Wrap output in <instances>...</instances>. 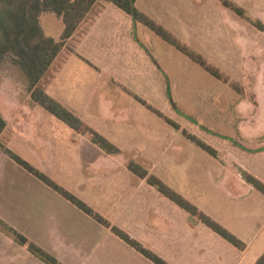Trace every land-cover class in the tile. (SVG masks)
Listing matches in <instances>:
<instances>
[{"label":"rangeland","instance_id":"374dc122","mask_svg":"<svg viewBox=\"0 0 264 264\" xmlns=\"http://www.w3.org/2000/svg\"><path fill=\"white\" fill-rule=\"evenodd\" d=\"M109 6L118 11L114 5ZM232 6L243 10L248 19L240 18ZM134 9L162 28L178 46L199 56L219 77L130 16L137 26L134 34L144 51L138 55L98 54L94 47L98 46L99 28L97 35L77 50L78 54L67 57L61 71L53 75L54 84L71 96L81 97L91 91L94 95L89 112L92 118L98 117L100 100L105 102L110 109L103 114L105 122L100 125L96 119V130L92 132L99 135L97 129L101 126L108 134L125 131L134 135L132 139L122 140L123 152L112 155L113 159H106L102 153L96 157L100 162L93 163L95 151L100 148L92 146L94 153L87 156L90 164L83 165L71 140L55 145L58 138L55 130L47 128L46 122L44 126L35 123L42 127L44 135L55 136L51 139L53 160L46 169L47 175L42 174L111 227L130 238L122 228L139 231V237L145 240L146 234L141 228L147 226L150 216L163 214L168 199L155 188L140 184L129 173L127 165L134 162L228 232L209 215H220L223 221H228L227 204L212 186L215 181L212 172L223 174L221 167L216 170L213 159L220 158L216 147L264 149V32L256 28L257 24L264 26V0H137ZM40 21L44 35L59 41L64 29L61 19L47 13ZM120 111L124 114H120L118 123L115 112ZM0 113L6 121L0 144L6 148L5 143H13L11 147L16 151L13 154L23 156L20 143L13 137L18 136L19 130L24 132L30 117L36 118L41 112L31 99L21 71L10 62L4 64L0 73ZM42 115L50 121L56 120L46 111L42 110ZM184 133L210 147L216 156L199 148ZM56 150L65 151L66 158L56 161ZM262 167L264 170V163ZM260 173L264 175V171ZM243 174L248 175L242 173V177ZM214 199L217 200L215 208ZM0 209L15 217L16 222L23 219L31 224L30 235L35 237L36 233L40 239L52 229L53 217H57L56 222L59 219L68 222L75 233L85 230L81 237L90 255V264L144 262L139 253L123 244L110 229L101 225L99 229L95 223L84 224L75 206L1 151ZM160 221L162 227L161 218ZM131 239L147 248L137 239ZM3 240L0 235V244Z\"/></svg>","mask_w":264,"mask_h":264},{"label":"crops","instance_id":"0c3cea01","mask_svg":"<svg viewBox=\"0 0 264 264\" xmlns=\"http://www.w3.org/2000/svg\"><path fill=\"white\" fill-rule=\"evenodd\" d=\"M109 5L100 4V1L95 3L76 31L66 41L64 47L38 84V88L46 95L74 115L82 123L84 130L87 129L91 132L96 130V119H98L100 125L103 124L106 118L103 114L108 113L110 109L107 108L104 101L100 100L98 103V117L92 118L93 116L89 114L94 97L92 92L90 91L81 97L65 94L54 84L56 78L53 75L61 71V66L67 57L78 54L77 50L84 48V45L89 42L91 37L97 35L99 28H101V32L98 36L104 39L96 37V42L98 43V46L94 47L96 53L138 55L144 51L137 34H134V31L137 32L135 22L119 9H117L118 12L110 8ZM122 14L126 15V17ZM43 15L40 16V19ZM40 26L42 28L41 21ZM34 105L36 104L34 103ZM36 106L40 109L41 115L36 118L29 116L30 122L25 123L28 124V128L24 132L19 130L18 136L13 137L16 139L15 142L21 145L19 150L23 156L19 157L28 164H31V166L34 165V168L39 172L47 175L46 169L52 159L51 155L54 146V143H51V139L53 138L54 140L55 136L53 135L52 138H49V134L47 136L44 135L40 125H35V123H42V126H44L46 122L47 128L52 127L57 134L58 138L55 139V145L57 142L60 144V142L66 143L68 140H71V145L75 146L77 153L80 155V163L89 165L90 157L87 158V156L90 153H94L92 151L94 147L91 148L94 144L90 141L89 135L70 129L54 116V119L58 121L57 123L56 120H48L42 115L43 109L38 105ZM92 113L96 115L95 112ZM120 114L124 113L122 111L119 113L115 112V122L119 123L118 118ZM97 130H99V135L102 138L111 145L114 144L113 146L118 150L117 154L123 152L124 145L122 140L132 139L134 135L132 133L126 134L125 131L122 132L123 134L121 132H113V135L111 133L108 134L102 131L101 126ZM111 131L113 130L111 129ZM3 133L0 135V138ZM12 144L5 143L6 149L8 148L12 153H15L16 151L11 147ZM216 149L220 158L213 159L216 163L214 166L217 167L216 170L221 167L220 169L223 174L220 175V172L215 170L212 172L215 180L212 181V186L221 195V201H225L227 204L226 214L228 221L227 223L223 221L220 215L219 217L213 213L209 215L244 244V249L239 250L230 245L211 230L200 225L187 212L167 200L163 214L150 216L147 226L141 228L142 232L146 234L145 240L139 237L141 236L139 231L131 232L124 228L121 229L130 234L131 238H135L145 244L148 250L153 251L155 255L167 264H256L264 254V196L257 192L242 177V173H245L264 183V175L260 173V171H264L262 167L264 163V149L261 147L246 150H238L234 147L227 149L216 147ZM39 152L41 153L39 154ZM95 153L97 155L93 157V163L100 162L96 161V157L102 155V153H104L106 159H113L110 158L112 155L106 154L101 149L96 150ZM56 155V161L66 158L65 151L56 150ZM44 156H48L49 159L45 160ZM208 160L212 161L210 158ZM129 173L131 172L129 171ZM131 175L133 174L131 173ZM136 178L139 179L138 177ZM139 180L140 184H147L145 180ZM182 196L188 199L187 196L183 194ZM161 201L163 202V200ZM216 202V199L212 200L214 208L216 207ZM195 204L199 209L204 210L198 203L195 202ZM77 214L81 217L84 224L95 223L94 225H97L96 227L100 229V225L84 213L78 210ZM14 218L5 210L0 209V219L3 222L18 233L26 236L30 242L48 252L61 264H90V255L87 254L84 248V239L81 237L85 230L81 229L80 232L77 230L75 233L68 222L63 219H59L56 222L57 217H53L50 221L53 225L52 229L49 232H44L43 237L40 239L36 233H34L35 237L30 235L31 224L25 223L23 219L16 222ZM160 218L162 220V227ZM115 225L120 228L122 227L119 224ZM0 235L6 241L3 240L0 244V264H40L39 261L27 252L26 248L18 246L3 234L0 233ZM142 261L152 264L144 257ZM144 262L140 263L144 264ZM99 264L103 263L99 262ZM109 264L113 263L109 262Z\"/></svg>","mask_w":264,"mask_h":264},{"label":"trees","instance_id":"16d2710c","mask_svg":"<svg viewBox=\"0 0 264 264\" xmlns=\"http://www.w3.org/2000/svg\"><path fill=\"white\" fill-rule=\"evenodd\" d=\"M99 0H0V73L5 63L10 62L16 66L22 73L28 87L32 101L41 109L54 116L70 129L87 133L90 141L98 146L103 152L109 155L118 153V150L94 132L83 129L82 123L70 112L52 100L46 95L38 84L54 59L58 56L66 41L76 31L77 27L84 20L88 12ZM114 5L117 9L133 18L134 21L143 24L145 27L159 35L168 43L176 46L184 52L194 62L202 66L206 71L214 76H218L206 63L194 54H190L185 48L178 46L171 37L160 27L156 26L143 14L134 9V3L137 0H103ZM240 18L245 17L243 10L237 6L230 7ZM51 13L60 18L64 30L59 41L46 37L40 26V16ZM256 28L264 32V26L257 24ZM6 128V122L0 113V135ZM184 135L195 143L199 148L215 157L216 153L210 147L204 145L192 136ZM0 151L13 161L16 165L24 169L29 175L40 181L42 184L57 193L63 199L75 206L80 212L90 217L96 223L110 229L111 232L122 242L134 249L146 260L152 264H167L155 254L144 249L136 241L121 232L115 227H111L92 209L79 201L73 195L57 186L44 174L36 170L26 161L13 154L10 150L0 144ZM127 169L139 179L155 188L162 196L173 202L180 209L184 210L193 217H196L206 227L223 238L230 245L242 250L244 244L234 236L226 232L220 226L211 221L208 217L202 215L198 210L186 202L181 196L171 191L155 176L151 175L143 167L134 162L127 165ZM243 179L250 184L257 192L264 196V184L257 179L243 174ZM0 233L12 240L18 246L26 248L35 259L43 264H61L53 256L44 252L36 245L31 243L24 235L18 233L15 229L0 219ZM256 264H264V254L259 258Z\"/></svg>","mask_w":264,"mask_h":264}]
</instances>
